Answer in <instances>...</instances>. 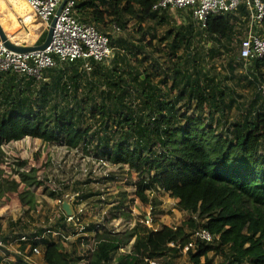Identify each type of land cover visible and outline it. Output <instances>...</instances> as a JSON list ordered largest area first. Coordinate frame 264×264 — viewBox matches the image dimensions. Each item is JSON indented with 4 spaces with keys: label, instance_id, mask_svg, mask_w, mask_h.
Returning <instances> with one entry per match:
<instances>
[{
    "label": "trees",
    "instance_id": "16d2710c",
    "mask_svg": "<svg viewBox=\"0 0 264 264\" xmlns=\"http://www.w3.org/2000/svg\"><path fill=\"white\" fill-rule=\"evenodd\" d=\"M158 1L75 0L76 13L103 33L111 25L126 29L129 18H136L140 43L106 33L115 50L110 63L91 61L88 70L83 60L66 62L46 69L40 80L0 71V162L4 160L1 146L27 137L80 149L137 173L135 195L153 211L160 203L154 192L163 190L191 215L181 225L156 227L154 211L152 226L138 222L122 233L91 223L86 230L95 233L74 236L68 241L72 250L60 239H35L45 227H37V233L20 232L30 237V254L34 247L43 250L46 264H173L182 255L190 264H214L212 252L221 257L217 264H264V58L253 61L252 69L237 81L239 85L246 81L245 86L256 90L246 105L238 101L243 94L227 84L233 74L217 78L203 55L193 50L205 34L207 60L231 52L235 35L247 25L246 11L211 16L201 29L193 18L178 23L170 10L154 9ZM148 21L154 23L153 30L170 26L155 47L165 56V67L158 60L144 66L153 52L139 56L152 45L142 43L146 34L142 25ZM47 34L48 30L42 33L38 45ZM241 59L229 60L230 72ZM185 106L193 112L183 111ZM242 107L246 111L231 121L229 112ZM206 109L212 118L219 115L216 126L205 123ZM35 171L20 172L30 187L43 184ZM11 184L20 185L16 180ZM45 189L52 199L65 193ZM79 192L83 199L93 195ZM121 194L123 205L127 192ZM20 198L23 206L29 205L27 214L39 204L28 190L21 191ZM26 224L23 219L10 221L14 228ZM201 230L209 231L213 240L196 236ZM0 237L12 238L1 221ZM133 238L135 249L120 252ZM190 243L194 247L185 251Z\"/></svg>",
    "mask_w": 264,
    "mask_h": 264
},
{
    "label": "rangeland",
    "instance_id": "374dc122",
    "mask_svg": "<svg viewBox=\"0 0 264 264\" xmlns=\"http://www.w3.org/2000/svg\"><path fill=\"white\" fill-rule=\"evenodd\" d=\"M170 13L178 23H188L190 20L193 22L191 15H189V9H170ZM136 21V18H129L127 28L120 30L115 25H111L106 33H110L117 38H127L129 42L140 43L137 36L139 27ZM0 22L11 40L16 42H24L25 40L24 45L29 46L35 43L41 32L49 29L47 23L35 15L25 0H0ZM142 26L146 31L145 39L142 43L148 45V43L152 42V45H148L143 54L139 56L144 58L145 55H148V51L149 53H154L153 58L148 57L144 61V66L150 67L154 60H158L162 67L167 66L165 56L156 52L155 47L159 45V38L164 35L170 26L165 24V26H160L153 30L154 23L152 21H148ZM195 27L199 28L196 24ZM237 31H239V28H237ZM259 34L264 36V26L259 31ZM243 36L241 32L235 35L231 44L233 50L231 52L223 51L221 54L216 55L214 60L209 61L206 59L209 39L205 34L195 41L193 50L203 55L206 60L205 64L212 75L216 74L217 78H222L224 75L233 74V78L228 80L227 84L243 94V97H238V99L247 105V102L254 97L249 90L251 87L245 86L247 84L246 81H243L242 85L237 84V81H240V78H243V74H247L252 68L246 66L250 64L245 65L243 60L237 66L234 63L233 73L230 72L228 64L229 60L233 59V62H235L237 57H240V39ZM132 61L136 63L135 60ZM141 70H143V67ZM153 80L157 82L159 78L154 77ZM261 87L264 91V85ZM136 101L137 103L139 102L138 100ZM242 108L229 112L231 121H234L241 112L246 111L244 107ZM183 109L189 114L193 112L192 109L186 106ZM204 113L205 123L216 126L219 115L214 114L212 118L210 111L207 110ZM218 130L222 131V128L220 127ZM223 130H226V128ZM1 152L4 160L0 162V221L5 229V234L12 236V242L14 243L10 247L9 253L14 260L18 261V264L22 262L26 264H46L44 257H32L31 262L25 261L17 251L25 249L26 246L16 242L17 236L22 234L20 232H30L39 226L43 227L48 224L49 217L52 216L55 208V202L54 199L50 198L49 192L45 189L46 187L51 190L69 182V188L66 190L69 195L80 193L79 191L93 193L92 197L86 198V201H84L87 204L85 225H90V223L101 224L104 225L103 230H110L114 233H122L132 229L146 216L150 218L153 224L152 216L155 212L156 227L181 225L191 216L190 213L179 207L178 199L173 198L170 193L163 190L154 192V196L158 197L160 201L154 212L149 204H145L135 195V183L138 181L137 173L130 171L128 166H102L99 163V159L86 154L80 149H70L67 146L47 142L39 138L27 137L19 141L5 143L1 146ZM261 152H264V147L261 148ZM32 169H36L37 179L43 181V184L39 187H30L23 181V177L20 174L22 171L30 172ZM110 177L114 178L110 179ZM126 178L127 181L124 182ZM13 180L20 183L18 188L11 184ZM76 186L79 188L78 191L74 190ZM25 190L34 194L39 202L37 208L28 214L26 209L29 205L23 206L20 198V192ZM122 192H127V198L122 203L123 205H121ZM101 194L103 195L102 197H100ZM103 197L106 199L105 201L100 200ZM118 205L119 207L116 208ZM115 216L117 218L113 219ZM18 219H23L27 226L23 229L20 226L11 227L10 221ZM63 246L68 250L73 248L72 243H64ZM135 247L136 239L133 238L125 248L120 249V252H131ZM209 257L214 264L221 261V257L213 252ZM202 262H205V258L202 259ZM154 263L163 264L160 261H154ZM172 263L190 264L186 255L177 257Z\"/></svg>",
    "mask_w": 264,
    "mask_h": 264
},
{
    "label": "built area",
    "instance_id": "2783aa9c",
    "mask_svg": "<svg viewBox=\"0 0 264 264\" xmlns=\"http://www.w3.org/2000/svg\"><path fill=\"white\" fill-rule=\"evenodd\" d=\"M25 1L34 13L47 23L49 28L60 4L64 0ZM241 8H244L246 11L247 25L245 34L241 38L240 57L246 65L264 58V36L259 34V31L264 26V0H159L154 5V9L159 10L189 9L194 22L201 29L208 26L211 16L227 13L238 14ZM116 28L120 30V28ZM13 42L24 45L22 42ZM114 53L115 50L111 45L109 35L101 32L95 25L85 22L75 11V0H69L57 16L52 40L45 49L18 52L7 47L0 37V71L12 72L20 76H28L40 80L43 79V73L48 68H54L66 62L83 60L85 68L91 70V61L108 63L113 58ZM99 163L102 166L113 165L120 167L104 159H100ZM126 181L127 178L124 182ZM65 185H69V182L51 189L56 192L63 191L65 193L62 197L54 199L55 208L53 214L49 217L48 224L43 226L46 230L42 235L35 234V239L52 237L60 239L63 244H67L74 236L84 234L91 237L89 233H95V231L90 232L86 230L88 226L85 225L87 204L84 201L86 199L79 198V193L69 195L66 192ZM48 190L50 191L49 187ZM102 196L101 194L100 197ZM65 199L71 204L73 209L72 214H68L63 208V201ZM100 200L105 201L106 199L103 197ZM115 218L117 217L115 216L113 219ZM140 222L152 226L151 220L147 216L142 218ZM54 223H59L58 228L53 227ZM96 226L99 227V224H96ZM33 232L37 233V229H34ZM196 236L207 241L213 240L212 235L207 230L197 231ZM12 240L11 238L5 241L0 237L1 264H18V261L14 260L9 253L10 247L14 243ZM16 242L26 246L25 249L17 251L25 261L31 262L32 257H44V252L39 247H34L33 253L29 254L32 250L29 235L23 233L21 237L17 238ZM194 245V243H190L185 251L190 247H194Z\"/></svg>",
    "mask_w": 264,
    "mask_h": 264
},
{
    "label": "water",
    "instance_id": "95a60500",
    "mask_svg": "<svg viewBox=\"0 0 264 264\" xmlns=\"http://www.w3.org/2000/svg\"><path fill=\"white\" fill-rule=\"evenodd\" d=\"M69 0H64L56 13V16L54 17V19L51 22V25L48 29V34L47 37L45 39V41L39 45H30V46H26V45H20L17 44L15 42H13L7 35V33L5 32L1 22H0V37L2 38V40L4 41L5 45L7 47H9L12 50L18 51V52H28V51H32V50H37V49H45L51 42L52 40V36H53V31H54V26L55 23L57 21V16L60 14L61 10L63 9V7L65 6V4L68 2ZM63 208L66 210V212L68 214H72L73 209L71 207V204L69 203V201L67 199H65L63 201Z\"/></svg>",
    "mask_w": 264,
    "mask_h": 264
},
{
    "label": "crops",
    "instance_id": "0c3cea01",
    "mask_svg": "<svg viewBox=\"0 0 264 264\" xmlns=\"http://www.w3.org/2000/svg\"><path fill=\"white\" fill-rule=\"evenodd\" d=\"M35 15H36V14H35ZM235 15H238V14H235ZM43 22H44V21H43ZM245 28H246V25L244 26V29H243V32H242V33L245 32ZM42 33H43V32H41V33L39 34V36H38L37 40L35 41V43H32V44H30V45H38V40H39L40 36L42 35ZM22 43L25 44V40H24V42H22ZM26 46H29V45H26ZM252 64H253V63H251L250 65H246V66H250V68H251V67H252ZM249 90L251 91V94H252V95H255L256 90L254 89V87H253V88H250ZM236 92H238V91H236ZM239 93H240V92H239ZM252 98H253V97H252ZM252 98H251V99H252ZM238 101L241 102L239 99H238ZM249 101H250V100H249Z\"/></svg>",
    "mask_w": 264,
    "mask_h": 264
}]
</instances>
